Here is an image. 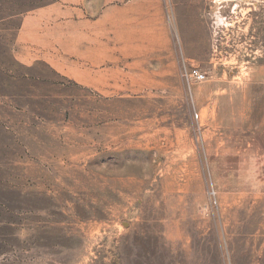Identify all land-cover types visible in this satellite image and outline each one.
<instances>
[{"label":"rangeland","instance_id":"obj_1","mask_svg":"<svg viewBox=\"0 0 264 264\" xmlns=\"http://www.w3.org/2000/svg\"><path fill=\"white\" fill-rule=\"evenodd\" d=\"M0 264H264V0H0Z\"/></svg>","mask_w":264,"mask_h":264},{"label":"built area","instance_id":"obj_2","mask_svg":"<svg viewBox=\"0 0 264 264\" xmlns=\"http://www.w3.org/2000/svg\"><path fill=\"white\" fill-rule=\"evenodd\" d=\"M188 77H190L191 79L197 81V82H201L202 80L205 79L204 74L197 68H192L187 72Z\"/></svg>","mask_w":264,"mask_h":264}]
</instances>
